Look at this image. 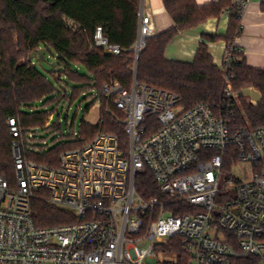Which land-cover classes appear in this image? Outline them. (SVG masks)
<instances>
[{"label":"built area","instance_id":"1","mask_svg":"<svg viewBox=\"0 0 264 264\" xmlns=\"http://www.w3.org/2000/svg\"><path fill=\"white\" fill-rule=\"evenodd\" d=\"M249 1L234 0L243 11ZM153 36L151 16L140 12L135 60ZM95 46L122 53L102 28ZM234 61L227 51L228 83ZM103 95L104 111L122 116L126 144L99 133L63 152L57 168L27 159L33 132L8 119L15 175L0 171V264H232L241 255L264 264V127L234 130L223 112L205 103L186 110L180 97L136 74L130 89L112 81ZM226 95L236 98L230 88ZM244 163L253 170L247 181L233 174ZM146 171L161 199L137 192ZM39 190L76 221L38 227L32 200Z\"/></svg>","mask_w":264,"mask_h":264},{"label":"trees","instance_id":"2","mask_svg":"<svg viewBox=\"0 0 264 264\" xmlns=\"http://www.w3.org/2000/svg\"><path fill=\"white\" fill-rule=\"evenodd\" d=\"M141 2L0 0V171L8 178L15 175L7 124L11 117L20 119L24 132H33L31 140L35 143H27L26 158L52 168L59 167L63 152L85 146L99 133L117 135L126 144L122 116L104 111L107 101L103 86L117 81L130 89L135 74L139 83L180 97L186 110L205 103L216 112H223L234 130L264 127V70L249 67L244 54L235 46L243 32V9L234 0H214L202 5L196 0H163L174 25L148 38L139 59L135 60L133 48L139 33ZM261 9L264 12V2ZM224 15H229L227 34L203 35L204 41L199 44L193 62L167 59L166 50L180 33ZM97 28H102L111 44L122 48L120 55L95 46ZM219 41L226 42L227 51L235 58L229 71L235 77L229 83L225 81V69L214 64L209 53L208 44ZM48 55L53 59L49 74L54 81L37 65L47 62ZM227 88L236 98L226 95ZM249 88L260 93L257 104L243 94ZM84 95L102 102L100 121L97 125L83 121L78 133L58 135L62 129L50 118L60 105H72ZM38 103L44 108L35 110ZM43 133L53 135L51 147L41 143L46 141L45 136L39 135ZM28 145L33 148L29 149ZM136 189L146 200L162 198L149 171L138 175ZM32 213L38 227L76 221L71 213L48 204L41 190L32 200ZM168 250L173 252L177 248ZM232 264L262 263L254 256L241 255L234 257Z\"/></svg>","mask_w":264,"mask_h":264},{"label":"crops","instance_id":"3","mask_svg":"<svg viewBox=\"0 0 264 264\" xmlns=\"http://www.w3.org/2000/svg\"><path fill=\"white\" fill-rule=\"evenodd\" d=\"M196 1L202 5L214 0ZM263 2L264 0L249 1L242 16V35L235 41V46L244 54L248 66L260 70H264V12L261 9ZM141 13L151 16L154 36L171 29L174 25L173 20L165 10L163 0H142ZM228 25L229 15H224L221 18L210 19L194 29L180 33L168 46L166 50L167 59L193 62L199 44L204 41L203 35L225 36ZM208 45L214 64L222 67L227 52L226 42L219 41ZM250 89L252 88L246 89L243 94L245 95ZM247 94L251 95L253 104H257L261 99L260 93L258 95L247 92Z\"/></svg>","mask_w":264,"mask_h":264},{"label":"rangeland","instance_id":"4","mask_svg":"<svg viewBox=\"0 0 264 264\" xmlns=\"http://www.w3.org/2000/svg\"><path fill=\"white\" fill-rule=\"evenodd\" d=\"M53 63L52 57L48 55L47 57V62H37V65L39 69L44 72L48 78L52 81H54V78L49 74L50 72V64ZM82 71H84L82 69ZM247 92H252L255 94H258L253 89L248 90ZM246 92V97L250 100L253 101L252 97L250 94H247ZM102 102L95 100L93 97H90L88 95L81 96L78 100L74 102V104L69 105V104H62L59 107V111L54 114L52 121L54 123H59L58 125L62 129V132L58 133L60 134H67V133H72L76 132L78 133L80 130V125L83 121H86L92 125H97L98 122L100 121V114L102 111ZM43 105L41 103L36 104L35 110H40L43 109ZM40 136H45L46 141H44L48 147H51L53 145L52 143V136H47L46 134H39ZM33 144L35 143L33 140H31ZM44 142H41L42 144ZM29 144V143H28ZM29 145H32L30 143ZM29 149H32V146H29ZM238 174L241 175L243 180H250L253 177V170L252 166L250 164L244 163L243 166L239 168H235L233 170V174Z\"/></svg>","mask_w":264,"mask_h":264},{"label":"water","instance_id":"5","mask_svg":"<svg viewBox=\"0 0 264 264\" xmlns=\"http://www.w3.org/2000/svg\"><path fill=\"white\" fill-rule=\"evenodd\" d=\"M41 54L43 55V54H44V52L42 51V52H41ZM53 65H54V64H53Z\"/></svg>","mask_w":264,"mask_h":264}]
</instances>
